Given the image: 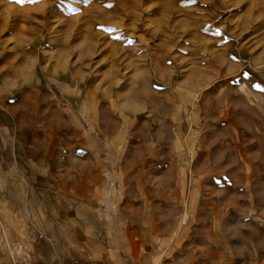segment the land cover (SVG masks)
Listing matches in <instances>:
<instances>
[{
    "label": "rangeland",
    "instance_id": "obj_1",
    "mask_svg": "<svg viewBox=\"0 0 264 264\" xmlns=\"http://www.w3.org/2000/svg\"><path fill=\"white\" fill-rule=\"evenodd\" d=\"M0 113L91 182L14 188L0 264H264V0H0Z\"/></svg>",
    "mask_w": 264,
    "mask_h": 264
},
{
    "label": "crops",
    "instance_id": "obj_2",
    "mask_svg": "<svg viewBox=\"0 0 264 264\" xmlns=\"http://www.w3.org/2000/svg\"><path fill=\"white\" fill-rule=\"evenodd\" d=\"M57 145L52 146V142L49 141L48 137L39 140L34 138L33 135L31 136L26 130H23L20 124H16L12 116L0 113V186H4L5 188L4 194H2L3 196L0 194L3 199H0V202L4 201L6 204L5 210L13 209V206L18 205V201H22L19 197L13 198L14 188L20 190L27 188L26 192L30 194L35 193L33 188L45 184L47 179L48 181H52L48 185L52 186L55 192L68 199L70 204L68 209H76V199L73 197L77 194V186L89 185L91 187V182L87 181V183V179L81 176L80 179L83 180V184L78 183L76 172H72L74 168L73 164L77 163L76 159H74L77 157L76 146L74 145L72 149H67V147L71 146L69 142ZM63 175V181L60 182V176ZM20 192L19 194H21L22 199L24 191ZM40 194L37 195L39 199L42 198ZM22 203L25 204L24 200ZM9 204L11 207L8 206ZM42 205L39 204L38 208L40 207L39 209L44 211L45 208ZM52 208V210L57 209L54 206ZM40 223L38 225H41ZM134 224L136 223L134 222ZM30 225H36V223ZM54 225L58 226L57 223H54ZM136 225H140L139 222ZM96 227L98 228V226ZM138 234L137 237L141 238V234ZM48 236L52 240L53 245L58 247L60 239L54 235V232H48ZM58 237L61 238L62 242H71L72 240L64 235H58ZM55 246L54 249H56ZM146 248L147 242H141L139 239L132 241V244L128 246L127 250L120 243V247H117L115 251L102 252L99 256L72 259L66 255L62 259L63 264H155L150 260H154L156 255H151L149 260L146 259L148 258V252L142 251L143 249L146 250ZM45 251L47 250L44 246L42 252ZM43 256L39 253L37 255L39 259L44 260L45 256ZM48 260L50 259L48 258ZM167 264L173 263L170 262ZM174 264H177V262H174Z\"/></svg>",
    "mask_w": 264,
    "mask_h": 264
},
{
    "label": "snow or ice",
    "instance_id": "obj_3",
    "mask_svg": "<svg viewBox=\"0 0 264 264\" xmlns=\"http://www.w3.org/2000/svg\"><path fill=\"white\" fill-rule=\"evenodd\" d=\"M12 2L18 4H24V3H35L38 2V0H12Z\"/></svg>",
    "mask_w": 264,
    "mask_h": 264
}]
</instances>
